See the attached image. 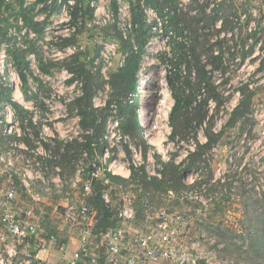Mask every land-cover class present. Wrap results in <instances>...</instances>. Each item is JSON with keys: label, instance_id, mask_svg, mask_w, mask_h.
<instances>
[{"label": "built area", "instance_id": "2783aa9c", "mask_svg": "<svg viewBox=\"0 0 264 264\" xmlns=\"http://www.w3.org/2000/svg\"><path fill=\"white\" fill-rule=\"evenodd\" d=\"M133 1L135 0H116L118 23L122 22L121 26L130 32L133 29ZM178 1H181L180 8L190 2V0ZM218 1L222 2V0ZM85 2L93 10V17L90 16L93 20L96 18L107 25L112 22L111 16L115 14L114 10L111 14L112 0H86ZM76 6L77 0H44L40 8L49 9L50 17L56 13L64 14L67 17L65 37H71L77 27L83 25V19L89 17L82 16L80 19L78 17L74 21L72 12ZM142 6L146 20L149 17L148 22L152 28V20L161 22L156 9L144 4L143 0ZM217 6L216 3H212L209 12ZM81 13L79 11V15ZM263 14L264 12L259 8L250 6L236 19L233 33L221 35V38L234 36L240 39L239 30L243 28L248 30L249 33L245 31L248 38L245 41L240 39L244 46L241 51L246 55L239 61H244V64L251 61L254 64L257 62L254 70L260 68V62L264 60V38H259L261 32L264 33ZM164 17L169 19L167 15ZM71 20L72 22L69 23ZM161 25L159 23V26ZM86 26L91 24L86 23ZM220 27L221 25H218V28ZM36 34L25 26L22 18H18L9 28L11 40L2 39L0 27V91L3 90L6 95V99L3 102L0 101V264H43L39 258V251L46 248L49 243L60 244L61 229L67 227L81 229L77 250L68 261L47 264H101V259H104L103 264H161L163 261L173 264H196L198 260H204L205 264H222L217 253L223 246L218 244L216 237L211 238L207 233L201 232L200 238L191 242L194 248H200L198 255L188 251V247L181 240L188 237L196 225H204L206 214L205 219L202 214L205 209L213 206L214 202L224 201L225 196L229 200L227 204L233 203L236 206L240 200L237 194L239 189L255 190L259 196L264 197V103L256 106L252 112L255 121L253 138L247 131L230 138L229 142L209 148L202 155L203 163H200L201 159L199 163L185 170L183 178L188 190L182 194V199L197 205L196 207L192 206V209L185 211L161 209L149 215V219L155 221L153 227L129 232L124 225L136 221V200L134 193L120 187L117 216L121 226L96 237L103 252L95 253L92 240L97 214L86 204V198L92 193L91 180L83 181L82 175L71 181L72 189H80V197L68 201L65 206L56 204L54 213L57 214V227L54 228V232L50 230V232L41 233L40 224L47 215L46 199L61 195L67 184L62 177L61 168L59 166L52 168L49 165L53 156L52 147L59 141L60 145L64 146L73 140H67L66 132L69 129L62 121L66 116H57L55 120H61L58 122H54L51 118L53 98L45 95L37 98L36 94L40 92V89L35 86L33 79H28L25 87L14 61L12 53L16 49H26L25 39L35 40ZM124 37L127 38V35L124 34ZM168 41L167 37L163 43L166 45ZM153 42H148L146 45L136 76L137 95L131 93L122 100L124 103L133 104L138 97L141 130L162 135L171 153L158 156L148 154L146 157L138 147H130L128 154L123 148L118 147L119 143L126 142L127 139L122 132L120 103L118 100L110 103L106 93L111 89L110 72L119 51V43L105 39L101 42L96 55L86 56L90 70L93 73H99L105 83V91L99 90L93 95V109L100 111L109 108V116L101 139V142L107 143V148L96 161L83 169V172L91 171L92 178H101L110 173L113 176L129 179L133 169H144L148 179H161L163 166L166 163H172L184 170L190 164L191 156L197 153L200 146L209 142V132L221 135L225 131L230 117L244 98L240 90L242 81L237 87L234 86L228 91H218L220 98H211L206 101L205 117L200 123H194L195 130L186 139H180L179 136L172 137L173 127L168 120L175 101L168 88V76L172 75L176 68L166 65V69L162 71L161 75L167 79L162 85L156 108L149 110L144 104L148 95L144 91L145 84L140 81L139 74H142L144 63L149 61ZM84 50L83 46H66L59 55L65 61ZM124 60L125 56L122 57L120 65L124 64ZM182 73L184 76L188 75L186 69H183ZM191 76L195 77V73H191ZM61 78L65 82L72 83L69 89L74 94V98L67 100L62 99L64 96L62 92L59 93L58 104L65 112L69 102L84 96V81L67 69H63ZM256 78L258 80L251 86L252 90L264 87V69L256 75ZM205 97L206 88L202 87L194 96L192 106L200 107ZM76 122V139L74 140L85 142V136L90 135L91 132H84L80 126L79 116L76 117ZM113 141L116 143L113 144ZM93 146H96V143ZM109 146L112 148L117 146V149L111 152L108 149ZM84 156L87 157V154ZM51 169L55 170L54 178L50 177ZM106 183H109V180H106ZM19 188L22 191H19ZM103 198L107 204L113 201L109 191L104 192ZM60 207H62L61 210H59ZM204 239H207L206 242L209 244L216 245V249L202 248ZM60 247L63 249V246Z\"/></svg>", "mask_w": 264, "mask_h": 264}, {"label": "rangeland", "instance_id": "374dc122", "mask_svg": "<svg viewBox=\"0 0 264 264\" xmlns=\"http://www.w3.org/2000/svg\"><path fill=\"white\" fill-rule=\"evenodd\" d=\"M173 1L175 3L165 0H155L156 6H154V4H150L149 6L156 9L161 18L167 15L169 19L164 17L162 18L163 21L160 18L161 22L152 20V28L148 22L149 17H147V20L145 17V22L150 30L148 42L150 43L154 40L158 42L152 43L151 47L153 51L149 53V61L144 63L142 74H139L140 81L145 84L144 91H146L148 95L147 101H145L144 104L147 105L149 110L156 108L163 87L162 85L166 83L167 79L161 75L162 71L166 69V65H171L173 68H176L172 75L168 76V88L172 93L174 101V94L176 92L183 90L186 95L192 97V95L195 96L197 91L201 90L202 87L206 88V97L202 104L204 112V105L208 99H219L220 96L218 91H228L234 88V86L237 87L240 81H242L243 85L240 87V90L243 92V97L245 98L249 96L250 93L252 94L249 110L233 123L230 124L229 122L223 134L216 138V142L212 147H217L220 144L229 142L230 138H234L246 131L249 132L250 137L253 138L255 121L252 117V112L256 106L264 103V87L262 86L257 90H252L251 86L258 80L256 75L263 71L264 60L260 62V68L255 70L254 68H256L255 65L257 62L254 64V62L251 61L244 64V61H239V59H242V57L246 55L245 52L241 51L244 47L241 40L245 41L248 38L245 34V31L249 33L247 29L243 28V30H239L241 40L236 39L234 36L231 38H221L223 33H233L236 19L250 8L249 3L245 0H222V2L218 0H190L187 5L180 8L179 3H181V1ZM12 3L13 7L11 6V9H7L9 3L0 5V27L3 40L12 39V36L9 35V28L16 23L18 18H21V16L16 15V12L19 10L17 3L15 1H12ZM212 3H216L218 6L209 12ZM42 4L43 2L39 0H26L25 7L32 8L30 15L35 18V21L41 23L39 29L42 31L39 33L36 32L37 38L35 40L25 39L27 48L16 49L12 55L19 54V56L24 58V63L28 64V71L25 72L27 84L28 79L34 80L35 86L40 89V92L36 94L37 98L43 95L53 98L54 104L51 118L54 119V122L61 121L55 120L57 116H66L62 121L66 123V128L69 129L68 132H66L67 140L73 141L68 142V144L64 146L62 144L60 145V141L56 143L52 147L53 156L49 161V165L52 168L57 166L61 168L62 177L67 182L65 197L70 201L76 199V197H80V189H72L71 181L79 176L81 177L83 169L89 167L91 163L96 161L97 157L107 148V143L101 142L100 147L94 148L95 150H89L83 147L81 142L74 140L76 139V117L79 116L81 118L80 126L84 132L90 131L92 134L94 132L95 137L102 134L103 130L101 132V127L99 126L104 117L106 122L109 113H105V109L100 111L95 110L97 126L86 129L83 127V116L77 99L68 103L65 112L63 108L59 107L60 104H58L57 100V97L60 95L59 93H63L64 96H62V99L65 98L69 100L74 98L73 91L69 89L72 83L69 81L65 82L61 78L63 69H67L71 73L76 74V70H70L68 66H65V62L63 63L59 52L66 46H83L85 50L80 53L79 59V62L82 63L87 55H96L98 53L100 44L103 40L110 39L119 43V31L123 35L126 34L127 37L131 32L121 26L122 22L119 21L118 23V15L113 14L112 5L110 7L112 10L111 14H113V16H111V23L108 25L103 24L101 21L96 20V18L93 20L90 15H82L81 13L79 19L82 16L89 17L85 19L82 18L84 20L83 25L79 28L77 27L74 35L65 37L64 29L66 25L65 19H67V17L60 13H56L50 17L49 9L40 8ZM71 22L72 20L69 23ZM86 23L91 24V26H86ZM159 23L162 25L159 26ZM218 25H221V27L218 28ZM167 37L169 41L165 45L163 41L166 40ZM256 37L257 36H255V38ZM72 38H74V41L71 40ZM259 38H264L263 32H261ZM69 39L70 41L67 43L66 40ZM122 57L123 55L118 51L117 56L114 58L112 70L118 68ZM70 63L71 62H69V64ZM17 66L20 71V66L18 64ZM43 66H46L49 72H45L42 68ZM89 69L90 66L88 65V70ZM183 69L188 71L187 76L183 75ZM193 72L195 73V77L191 76ZM170 77H172V81H174L173 85L170 83ZM219 81H221L220 84H218ZM23 85L25 87L27 86L26 84ZM229 85L231 86L230 88ZM91 89L93 93L99 90L105 91L104 81L94 80ZM106 96L109 102L110 100L114 101L117 92L114 90L113 86L110 91L106 93ZM5 99L6 95L2 90L0 91V101L3 102ZM173 100L171 101L172 103L174 102ZM193 109L195 108L192 106L190 110ZM120 115L122 117V114ZM181 120L182 122L177 120L176 125V122L174 123L171 119V115H169L168 122L173 127L172 137L179 136L180 139H186L188 135L195 130L194 123L201 122L193 121L192 127L189 129V126L184 123V119L181 118ZM123 121L124 117H122V123ZM182 123L184 126H182ZM122 132L126 135L127 139L126 142L119 143L120 145L118 147L123 148L126 154L130 152V147L140 148L146 157H148V154L158 156L171 153L168 143L163 140L162 135L156 132L141 130L138 135H134L125 133L123 127ZM114 143L116 142L113 141V144ZM108 149L111 152H115L117 146L113 148L109 146ZM206 151L207 150H205L204 153ZM84 154H87V157H85ZM200 159L202 160L199 162L203 163V156ZM55 176V170L51 169L50 177L54 178ZM139 183V179L137 178L135 183L132 182L126 187L134 191V189L139 187ZM185 183L186 182H184V184ZM187 190L188 189L185 188H180L177 192L169 190L166 195H161V198L157 196L155 200L151 202V210H147L146 213L144 207L138 203L137 210L141 220L135 221L133 223V225L135 224L134 227H138L139 229L153 227L155 221L149 219V215L161 209L178 211L181 209H192V206L196 207L197 205H193L189 201L182 199V194ZM19 191H22V189L19 188ZM237 194L240 196L237 207L236 204L233 203L227 204L229 200H227L225 196L223 199L224 201H219L220 203L214 202L213 206L205 209L202 217L205 219L204 215L206 214V219L209 220L211 217L218 214L221 216V219L228 216V218L224 220L227 223L220 222L218 226H220L221 229H218V231L214 230L213 232L217 234V237H215L217 241L219 240L218 244L223 246L221 249L225 248L224 252L221 253V258L224 257L229 259L231 264H264V197L259 196L257 191L246 188L239 189ZM54 207L46 209L47 216L45 217V220L49 218L51 221L52 227L50 230L52 232H54V227L57 225L58 221L57 214L54 213ZM195 211L193 212L194 214ZM230 213H237L244 216L243 222H238L237 224L233 219L234 216H230ZM195 227L191 234H193ZM225 227L230 230H227ZM66 229L71 228L67 227L65 230ZM251 230L254 232H251ZM249 231L251 234H249ZM192 239L195 241L199 238L197 237V239H194L192 237ZM93 248L97 251H102L98 241L93 245ZM217 257L220 260L219 252L217 253Z\"/></svg>", "mask_w": 264, "mask_h": 264}, {"label": "trees", "instance_id": "16d2710c", "mask_svg": "<svg viewBox=\"0 0 264 264\" xmlns=\"http://www.w3.org/2000/svg\"><path fill=\"white\" fill-rule=\"evenodd\" d=\"M12 1L17 3L19 10L16 12V15L21 16L26 27L31 30L39 33L42 30L39 29L41 23L35 21V18L30 15V11L32 8L25 7L26 0H2L0 1V5L8 4L7 9H11L13 6ZM43 2V0H39ZM68 1V0H65ZM167 2L175 3L173 0H165ZM144 4L150 5L154 4L156 6L155 0H143ZM113 10L115 14H117V2L116 0H112ZM12 6V7H11ZM79 11L82 12V15H90L93 17V10L86 4L84 0H77V6L73 9V19L74 21L79 17ZM145 13L143 11L142 0H135L132 2V23L133 29L127 38L124 37L120 31L118 32V40H119V52L125 56L124 64L119 65L117 69L111 70L110 72V85L113 86L114 90L117 92V96L114 100H118L120 103L119 111L124 117V121L122 123V127L125 133H131L134 135H138L139 131L141 132V126L138 115V97L135 98V102L133 104L123 103V98L127 97L129 94L133 93L137 95V73L139 71L141 62L143 60V56L145 54V48L150 38V30L145 22ZM72 38L71 40H73ZM70 41L66 40L68 43ZM15 63L20 66V71L22 74V78L24 83L26 84V71L28 68V64L24 63V58L16 54L13 56ZM80 54L74 55L73 57L63 61L65 66H68L70 70H76V76L82 78L84 81V96L77 99V103L80 106L81 114L83 116V127L84 128H92L97 126V118L95 115V110L93 109L92 98L93 91L91 89L94 80L103 81L99 73H93L90 69L88 70V64L86 59L84 62H79ZM69 62H71L69 64ZM79 63V64H78ZM16 64V65H17ZM18 67V66H17ZM45 72L47 71L46 66L42 67ZM77 68V69H76ZM87 68V69H86ZM170 83L173 85L174 81H172V77H170ZM193 97V98H192ZM192 97L186 95V93L181 90L180 92H176L174 94L175 98V106L172 109L171 119L176 122L177 120L184 119V123L189 126V129L192 127L193 121H202L205 117V112L202 109V105L200 107L191 109L194 96ZM252 94L242 99L239 107L234 111L232 117L230 119V124L236 121L239 117L243 116L248 110L251 104ZM113 100H110V103ZM105 113H109V108L105 109ZM232 121V122H231ZM105 117L99 127H101L102 134L94 137L91 133L90 135L85 136V142H81L83 147L92 150L96 147H100L101 139L103 138L104 129H105ZM182 126L184 124L182 123ZM188 129V130H189ZM223 134V133H222ZM221 134V135H222ZM221 135H213L210 132L208 133L209 142L200 146L197 153L191 156L190 164L184 169H180L172 163H167L163 166L162 170V178H152L148 179L145 174L144 169H133L132 177L129 179H124L119 176H113L110 173H107L104 177L101 178H92L91 171L86 170L82 174L83 181L91 180V195L86 198V204L89 208L94 210L97 214V222L93 228V245L98 241L96 239L102 233L107 231H113L121 226V221L118 219L117 212L120 205L119 202V193L120 187L123 189L128 184L132 182L135 183L136 179H139V187L131 191L134 193L135 197V208L137 211L136 221H140L137 204L139 203L144 207L145 213L147 210H151V202L155 200L157 196L161 198V195H166L169 190L177 192L180 188L188 189V186L183 182V174L185 170L191 168L196 165L204 154L205 150H208L212 145L216 142V138ZM96 143V146L93 144ZM95 150V149H94ZM106 180H109V183H106ZM105 191H109L112 196V203L107 204L103 198V194ZM152 194V195H151ZM171 210V209H170ZM221 229L220 226L217 225L215 230L218 231ZM227 230H229L227 228ZM251 232H254L251 230ZM230 233V232H229ZM249 234L250 231H249ZM253 248V247H252ZM225 248L219 249V256H222V252H224ZM101 264H103L104 259L100 260Z\"/></svg>", "mask_w": 264, "mask_h": 264}, {"label": "crops", "instance_id": "0c3cea01", "mask_svg": "<svg viewBox=\"0 0 264 264\" xmlns=\"http://www.w3.org/2000/svg\"><path fill=\"white\" fill-rule=\"evenodd\" d=\"M246 2L249 3L250 6H256L262 12H264V0H246ZM263 17H264V14H263ZM52 186L54 187V185H52ZM65 193L66 192L64 190L61 193V195H57L56 197L46 199L47 200L46 204H45L46 208L47 207L53 208L54 205L59 204V203L61 206H65L68 202V199L65 197ZM49 205H51V207H49ZM61 209L62 208H60V210ZM178 211H185V210L181 209ZM230 216H234L233 219L236 221L237 224H238V222L239 223L243 222L242 220H243L244 216H242L240 214L230 213ZM226 218H228V216L221 219V216L218 214L216 216L211 217L209 220L205 219L206 223L204 225H200V224L197 225L195 227L193 234H189L188 237L184 238L181 241L185 244V246L188 247V251H190L194 255H198V249H200V248L199 247H195V248L193 247V244H191V242L193 241L192 237L194 239H197V237L200 238L201 232L207 233V235L211 238L215 237V236L217 237V234H215L213 232H214L215 228L217 227V225L220 224V222L227 223L226 221H224ZM45 222H47V223H45ZM50 222L51 221L49 220V218H46L45 221H43V220L41 221V224H40L41 233L50 232V229L52 227V224ZM134 225H133V223L125 224L124 227L129 232H137V231L141 230L138 227L135 228ZM55 227H57V226H55ZM225 228H227V227H225ZM80 231H81L80 228L66 229V230H65V228L61 229L60 244L49 243L46 246V248L39 251V258H40L41 262L43 264H47V263H59V262H64V261L70 260L73 257L74 252L78 248ZM190 236H191V238H190ZM207 239H204L202 241L201 247L204 248L205 250L207 248L208 249H216V245H211L208 242H206ZM60 246H63V249H61ZM93 251L95 253H100V252L102 253L103 252V250L97 251L94 248H93ZM220 261L222 262V264H231L230 263L231 261H229V259L224 258V257H222V258L220 257ZM161 264H173V263L163 261ZM196 264H205V262H204V260L203 261L198 260V262Z\"/></svg>", "mask_w": 264, "mask_h": 264}]
</instances>
